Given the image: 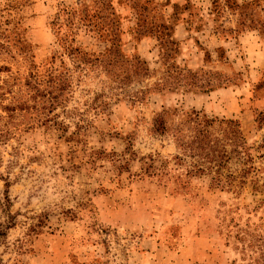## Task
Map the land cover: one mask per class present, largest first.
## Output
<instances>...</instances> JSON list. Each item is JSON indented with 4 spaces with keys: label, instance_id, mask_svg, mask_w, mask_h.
I'll list each match as a JSON object with an SVG mask.
<instances>
[{
    "label": "rangeland",
    "instance_id": "rangeland-1",
    "mask_svg": "<svg viewBox=\"0 0 264 264\" xmlns=\"http://www.w3.org/2000/svg\"><path fill=\"white\" fill-rule=\"evenodd\" d=\"M100 1L99 13L119 29L120 52L143 60L147 79L123 83L124 69L81 71L66 60L73 92L51 107L24 86L31 61L0 54V223L15 218L0 245L3 264H264V170L242 177L239 164H229L217 184L214 171L199 172L197 160L154 131L164 111L167 126L198 111L238 120L249 145L261 141L255 113L264 101L254 104V96L264 97V87L256 89L264 82V0L0 7L18 12L44 77L60 50L52 25L60 9L79 14ZM61 32L92 54L110 45L82 24ZM162 79L196 87H158ZM18 241L28 242L22 252Z\"/></svg>",
    "mask_w": 264,
    "mask_h": 264
},
{
    "label": "trees",
    "instance_id": "trees-1",
    "mask_svg": "<svg viewBox=\"0 0 264 264\" xmlns=\"http://www.w3.org/2000/svg\"><path fill=\"white\" fill-rule=\"evenodd\" d=\"M99 4L101 6H98ZM103 7H105V4L100 1L98 4L94 2L90 10L79 11V14L69 7L60 9V12L52 22L56 29L55 35L60 50L47 64L44 77L41 76L39 71H36L37 68H34L35 66L32 64L34 62H32L29 55L32 45L25 38L17 16L18 12L13 5L8 4L5 7H0V54L8 55L12 59L21 56L24 60L31 61V73L24 86L30 94V99L36 104L51 107L60 105L65 102L64 97L73 92L75 70L66 66V60L73 65L74 69L78 68L81 71L84 70L85 66L97 64L106 67L109 72L115 75L117 74L116 68L124 69L125 71L122 73L126 76L122 81L123 83L147 79L149 69L146 63L138 57L128 58L120 52L119 29L114 27L111 20L107 21L99 13L98 8ZM14 11L17 13H14ZM78 24H82L87 28L88 32L98 34L99 38L110 44L109 47L99 54H92L85 51L81 46H77L74 40H69L68 35L62 34L61 29L63 26L73 30ZM244 29H253V27L251 25L244 26ZM57 62L60 63L58 67L56 66ZM59 67L60 69H58ZM3 69L8 71L6 67H3ZM186 71V69H179L178 74L181 75ZM188 73L192 74L190 71ZM175 81L169 82L168 80L165 82L162 79L156 85L166 89H174L182 84H184L182 86H188L189 88L196 87L193 81ZM263 87L264 82H261L256 89ZM140 93H144V91H140ZM254 98L260 99L261 97L254 96ZM6 109L8 110V108ZM165 113L164 111L158 115L155 121V133L162 138L172 140L182 156L197 160L201 166L198 168L199 172L214 171L217 175L214 178L217 184L223 182L225 177L221 172L229 164H239L242 177L249 174H257L264 170V111L255 113L256 129L259 132L263 131V135L260 142H255L252 145L248 144L238 120H216L208 118L201 112L193 111L181 123L167 126L164 116H162ZM181 155L177 156L178 160H182ZM227 178L233 179L234 177L229 175ZM7 203H9L8 196ZM14 226L15 218L12 215H9L7 224L0 223V245L4 244L8 231ZM18 242L20 244L18 247L19 251H24L28 242ZM0 264H3L1 254Z\"/></svg>",
    "mask_w": 264,
    "mask_h": 264
},
{
    "label": "crops",
    "instance_id": "crops-1",
    "mask_svg": "<svg viewBox=\"0 0 264 264\" xmlns=\"http://www.w3.org/2000/svg\"><path fill=\"white\" fill-rule=\"evenodd\" d=\"M263 101H264V97L263 98H260V99H254V104L261 103Z\"/></svg>",
    "mask_w": 264,
    "mask_h": 264
}]
</instances>
